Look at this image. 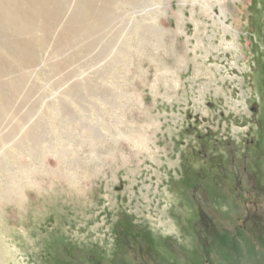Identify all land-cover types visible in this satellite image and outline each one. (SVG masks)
<instances>
[{
	"label": "rangeland",
	"instance_id": "1",
	"mask_svg": "<svg viewBox=\"0 0 264 264\" xmlns=\"http://www.w3.org/2000/svg\"><path fill=\"white\" fill-rule=\"evenodd\" d=\"M0 264H264V0H0Z\"/></svg>",
	"mask_w": 264,
	"mask_h": 264
}]
</instances>
